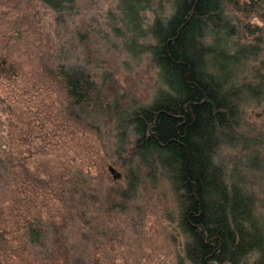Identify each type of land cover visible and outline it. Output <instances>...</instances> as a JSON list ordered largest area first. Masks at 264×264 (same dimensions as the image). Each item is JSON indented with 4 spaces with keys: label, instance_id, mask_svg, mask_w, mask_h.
<instances>
[{
    "label": "rangeland",
    "instance_id": "374dc122",
    "mask_svg": "<svg viewBox=\"0 0 264 264\" xmlns=\"http://www.w3.org/2000/svg\"><path fill=\"white\" fill-rule=\"evenodd\" d=\"M229 1L225 8L234 25L237 20L254 33L264 29V13L258 7L244 14L239 10L248 9L249 0ZM119 4L75 0L69 14L58 20V14L36 0H0V68L14 69L10 79L0 77V229L3 247L16 264H33L32 259L40 264L46 254L52 264H187L175 194L168 178L160 175L163 169L150 155L147 164H139L121 152L127 146L117 136L124 131L122 123L136 108L151 105L164 86L148 50L152 15L124 17ZM151 8L159 21L170 13L164 2ZM59 65L76 67L80 76L88 73L95 93L90 104L83 102L85 109H66L63 95L58 97L41 76L43 66L56 71ZM238 121L245 143L253 135L264 137L263 104L240 103ZM125 132L122 141L129 143L134 136ZM227 141H235V134L228 133ZM238 145L220 149L218 159L231 178H248L249 152ZM98 161H107L104 186L123 189L129 178L135 188L127 197H116L121 205L111 209L103 208L97 188L98 197L89 191L96 203L89 200L80 214L72 209L77 216L66 228L65 244L56 231L69 213L55 203L57 182L64 177V188H73L75 182L70 181L77 182L75 175L80 174L74 169L81 167L91 187L97 185ZM259 177V183L247 187L257 196L264 217V168ZM27 218L44 224L41 231L46 234L29 242L30 249L24 235ZM49 228H54L53 236Z\"/></svg>",
    "mask_w": 264,
    "mask_h": 264
},
{
    "label": "trees",
    "instance_id": "16d2710c",
    "mask_svg": "<svg viewBox=\"0 0 264 264\" xmlns=\"http://www.w3.org/2000/svg\"><path fill=\"white\" fill-rule=\"evenodd\" d=\"M36 1L58 14L61 20L69 14L75 0ZM161 2L170 6V13L163 21L158 20L151 8ZM229 2L119 0L124 17L152 15L147 27L148 50L164 86L151 105L136 108L129 120L122 123L124 131L117 136L127 146L121 152L132 160L137 159L139 164L146 163L145 158L150 155L163 169L160 175L168 178L175 194L178 225L186 238L183 253L187 264H264V217L258 211L257 196L247 187L258 182L264 168V158L258 160L264 155V137L253 135L248 144L238 130L240 103L264 105V29L257 30L255 36L256 32L241 27L237 20L234 25L233 17L227 15L230 11L225 8ZM257 7L264 13V0H249L248 9L243 6L239 11L255 12ZM75 68L59 65L53 71L43 66L41 76L58 97L63 95L66 109L74 105L82 110L84 101L90 104L95 89L88 73L80 76ZM12 76L11 66L0 68V77ZM62 112H66L64 108ZM125 131L134 136L129 143L122 141ZM228 133L235 134V141H227ZM238 143L240 149L249 152L246 166L252 171L248 178H231L226 164L218 159L220 149L233 148ZM98 162L100 172L93 187L84 174L86 169L83 171L81 167L74 169L80 173L75 175L77 182L75 178L70 182L82 188L75 184L73 188H64V177L57 182L55 203L68 208L69 213L60 231H56L65 244L69 223L83 212L81 209L89 200L96 203L89 191L97 197L95 188L101 194L106 193L104 197L100 194V199L104 209H111L120 207L117 200L127 197L135 188L136 182L130 183L129 178L123 189L104 186L108 184L103 169L107 161ZM146 172L153 176L152 171ZM73 173L67 176V181L71 175L74 177ZM72 209L77 210L76 215H72ZM24 225L26 245L37 237H45L41 231L44 224L27 218ZM0 231V264L10 258L13 261L4 264H16V259L3 247V231ZM49 231L53 236L54 228ZM65 250L68 252L67 247ZM46 255L40 264H52ZM31 261L39 264L37 259Z\"/></svg>",
    "mask_w": 264,
    "mask_h": 264
},
{
    "label": "water",
    "instance_id": "95a60500",
    "mask_svg": "<svg viewBox=\"0 0 264 264\" xmlns=\"http://www.w3.org/2000/svg\"><path fill=\"white\" fill-rule=\"evenodd\" d=\"M108 171H109L110 174H112V175L115 174V171H114L111 167H109ZM117 177H118V175H115L114 179L117 178Z\"/></svg>",
    "mask_w": 264,
    "mask_h": 264
}]
</instances>
